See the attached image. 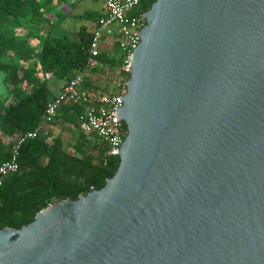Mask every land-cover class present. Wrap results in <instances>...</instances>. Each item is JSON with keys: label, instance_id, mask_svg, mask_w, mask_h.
Listing matches in <instances>:
<instances>
[{"label": "water", "instance_id": "water-1", "mask_svg": "<svg viewBox=\"0 0 264 264\" xmlns=\"http://www.w3.org/2000/svg\"><path fill=\"white\" fill-rule=\"evenodd\" d=\"M141 16L115 173L0 229V264H264V0Z\"/></svg>", "mask_w": 264, "mask_h": 264}, {"label": "trees", "instance_id": "trees-1", "mask_svg": "<svg viewBox=\"0 0 264 264\" xmlns=\"http://www.w3.org/2000/svg\"><path fill=\"white\" fill-rule=\"evenodd\" d=\"M154 1L144 2L141 5V10L147 11ZM33 2L34 0H0V12L8 11L16 16L22 15L23 9ZM90 35L91 31L82 28L74 33L72 38L66 36L61 39L47 37L42 43L38 56L42 73H49L51 77L66 81L72 74L80 71L88 58L87 48ZM100 60L106 61L104 56ZM109 62L112 65L115 64V62ZM0 69H5L1 63ZM122 85L123 82L119 81L117 91L110 94L118 93ZM50 95L46 81L34 83L32 91L21 95L0 117L3 124L9 129L8 132L20 136L28 131H39ZM66 110L69 113L67 119L75 125L74 116L77 118V110L71 106L66 107ZM80 133L83 134L81 131ZM94 140L102 147L98 166L90 178L75 184L70 192L57 191L59 177L64 172H74L73 170L67 171L65 168V164L60 158L61 152L54 148L50 150L48 142L40 136L24 142L18 150V171L7 176L0 186V229L6 227L19 229L28 224L37 212L53 203L52 199L74 200L91 189L103 187L105 181L115 173L118 160L111 158L104 163L102 155L105 147L99 140ZM41 157H47V162L44 165L40 163ZM10 158V150H0V164Z\"/></svg>", "mask_w": 264, "mask_h": 264}, {"label": "rangeland", "instance_id": "rangeland-1", "mask_svg": "<svg viewBox=\"0 0 264 264\" xmlns=\"http://www.w3.org/2000/svg\"><path fill=\"white\" fill-rule=\"evenodd\" d=\"M104 5L105 0H34L23 9L22 15L0 12V63L5 67L0 69V117L21 95L30 93L34 83L46 81L51 95L56 93L63 80L46 79L47 73H42L38 63L43 41L47 37L72 38L82 28L91 31ZM113 54L119 51L114 49ZM104 75L97 79L94 89L101 94L116 92L115 75L109 71ZM52 125L43 139L50 150L61 152L67 171H74L64 172L57 182L58 192H70L75 184L91 177L98 166L102 147L93 138L81 134L76 121L74 125L63 118ZM8 130L0 119V150L11 151L18 138ZM46 162L47 157L40 158L41 164ZM52 202L48 206L60 201L52 199Z\"/></svg>", "mask_w": 264, "mask_h": 264}, {"label": "built area", "instance_id": "built-area-1", "mask_svg": "<svg viewBox=\"0 0 264 264\" xmlns=\"http://www.w3.org/2000/svg\"><path fill=\"white\" fill-rule=\"evenodd\" d=\"M148 0H105L100 16L95 20L87 48L88 58L84 67L66 79L58 93L47 103L42 121L51 122L60 109L68 106L77 111V127L85 135L99 140L104 148L102 161L115 158L119 162L118 149L123 143L127 130L124 122L115 118V111L122 107L125 81L130 70L134 49L139 45L138 33L146 24L142 17L141 5ZM117 49L119 54H113ZM104 56L106 61L100 60ZM115 62L112 65L111 62ZM123 82L115 94L92 95V83L107 72ZM51 74L47 73L46 78ZM94 86V83H93ZM39 136L38 130L28 131L16 139L11 147V158L0 164V186L9 175L18 171L17 155L20 146L27 140Z\"/></svg>", "mask_w": 264, "mask_h": 264}, {"label": "crops", "instance_id": "crops-1", "mask_svg": "<svg viewBox=\"0 0 264 264\" xmlns=\"http://www.w3.org/2000/svg\"><path fill=\"white\" fill-rule=\"evenodd\" d=\"M104 76H105V75H104ZM104 76H101V77H104ZM50 77H51V76H50ZM50 77H49V78H50ZM106 78H107V76H106ZM46 79H48V78H46ZM64 83H65V80H63V81H62V84H61L60 86H58L56 93L53 94V95H50V99H51L52 97H54V96L58 93V91L60 90V88L63 86ZM91 83H92V86H91L90 90L92 91V92H91L92 95H94V96H99L101 93H100L98 90H95V89H94V87L96 86L97 80H88V81H87V86H88V88H89V86H90L89 84H91ZM93 83H94V86H93ZM49 91H50V90H49ZM63 118H64V120H66L67 118H69V113L67 112L66 108H64V109H60V110L58 111V113H57V115H56V117L54 118L53 121H51V122H45V121H42V122H41L40 127H39V131H38L39 136H40V137H44L45 135L49 134L48 132H49L50 128L53 127L52 123H54L55 121H60V119H63Z\"/></svg>", "mask_w": 264, "mask_h": 264}]
</instances>
